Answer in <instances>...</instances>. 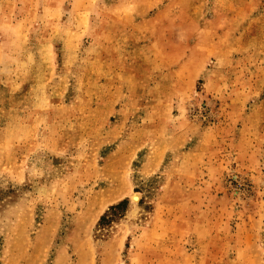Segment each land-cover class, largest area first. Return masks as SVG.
<instances>
[{"label": "rangeland", "instance_id": "obj_1", "mask_svg": "<svg viewBox=\"0 0 264 264\" xmlns=\"http://www.w3.org/2000/svg\"><path fill=\"white\" fill-rule=\"evenodd\" d=\"M0 264H264V0H0Z\"/></svg>", "mask_w": 264, "mask_h": 264}, {"label": "trees", "instance_id": "obj_2", "mask_svg": "<svg viewBox=\"0 0 264 264\" xmlns=\"http://www.w3.org/2000/svg\"><path fill=\"white\" fill-rule=\"evenodd\" d=\"M123 204H124V203H123ZM123 204H119V205L113 207V208H112L113 211H115V210H117V209H121V208L123 207Z\"/></svg>", "mask_w": 264, "mask_h": 264}]
</instances>
